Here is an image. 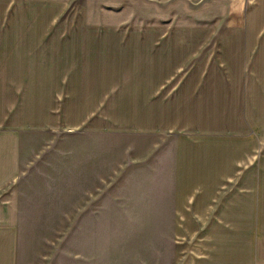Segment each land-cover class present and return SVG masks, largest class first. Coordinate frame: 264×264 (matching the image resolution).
Listing matches in <instances>:
<instances>
[{"label": "rangeland", "instance_id": "1", "mask_svg": "<svg viewBox=\"0 0 264 264\" xmlns=\"http://www.w3.org/2000/svg\"><path fill=\"white\" fill-rule=\"evenodd\" d=\"M225 1L216 0L213 9L211 3L192 0H0V43L8 53L29 60L52 58L69 71L66 82L0 83V100L14 103L0 121L2 149L15 151L20 161L18 176L0 195V202L15 206L16 212L2 208L0 217L19 220L8 228L11 247L16 241L17 248L31 255L20 260L190 261L192 238H176L190 233L176 224L179 214L190 217L192 212L175 208L172 140L150 134L166 132L176 122L174 133L191 132L208 118L149 114L131 107L127 55L133 27L207 25L205 20L225 14ZM244 2L248 17H237L233 24L252 27L253 45L257 28H264V0ZM113 41H121L118 46L126 57L117 64L107 58L104 66L97 65L94 50L79 46L101 42L106 47ZM62 43L69 48L59 50ZM262 48L263 64L251 67L245 116L264 137V44Z\"/></svg>", "mask_w": 264, "mask_h": 264}, {"label": "crops", "instance_id": "2", "mask_svg": "<svg viewBox=\"0 0 264 264\" xmlns=\"http://www.w3.org/2000/svg\"><path fill=\"white\" fill-rule=\"evenodd\" d=\"M192 1L216 7L212 4L216 0ZM223 4L225 14H216L215 21L205 20L207 25L172 22L133 27L127 55L131 59V107L143 108L149 114L208 118L193 126L191 132L174 133L179 128L176 122L166 127V132L150 134V138L172 140L175 208L192 212L190 217L179 214L176 223L190 232L178 234L180 242L192 238L190 261L186 263L264 264V137L248 125L245 116L253 82L251 67L263 64L259 55L264 28H257L256 41L251 45L252 27L233 24L237 17H248L247 4L244 0H226ZM151 34L159 37L152 39ZM120 42L106 47L101 42L79 46L94 50L92 57L99 60L97 65L104 66L109 64L104 61L107 58L117 64L126 57L120 52ZM68 44L57 48L65 51ZM0 50V83L69 80L67 66L60 61L19 58L9 54L2 43ZM9 105L0 100V121ZM19 169L18 154L4 151L0 139V195ZM2 208L16 212L15 206L4 201L0 202ZM18 225L16 217H0V264H34L20 260L31 255L17 248L16 241L11 247L12 229L8 227ZM65 264L72 262L67 259Z\"/></svg>", "mask_w": 264, "mask_h": 264}]
</instances>
